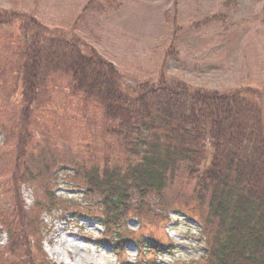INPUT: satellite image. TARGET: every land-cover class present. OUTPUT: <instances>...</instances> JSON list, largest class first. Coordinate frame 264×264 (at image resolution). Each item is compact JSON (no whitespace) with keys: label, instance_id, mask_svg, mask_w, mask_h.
Segmentation results:
<instances>
[{"label":"trees","instance_id":"obj_1","mask_svg":"<svg viewBox=\"0 0 264 264\" xmlns=\"http://www.w3.org/2000/svg\"><path fill=\"white\" fill-rule=\"evenodd\" d=\"M95 2L83 12L100 11ZM223 19L213 15L195 27ZM177 56L173 47L166 51V58ZM51 78L54 88L100 116L96 123L86 117L93 127L86 152L66 147L61 153L36 130L38 115L51 109L45 103ZM0 129V165L9 158L11 171L0 182V198L12 193L15 200L9 213L0 208L9 237L1 262L20 249L17 264H49L39 241L31 242L41 231L39 217L25 215L21 189L34 187L35 206L51 212L57 204L52 173L71 171V183L99 209L119 248L125 220L167 221L178 212L201 225L205 264H264V88L205 91L164 75L133 87L72 32L0 10ZM152 248L162 252L164 245Z\"/></svg>","mask_w":264,"mask_h":264},{"label":"rangeland","instance_id":"obj_2","mask_svg":"<svg viewBox=\"0 0 264 264\" xmlns=\"http://www.w3.org/2000/svg\"><path fill=\"white\" fill-rule=\"evenodd\" d=\"M90 1L0 0V10L26 12L51 29L72 32L115 64L133 87L164 75L205 91L264 88V0H235L228 8L227 0H98L94 5L100 4V11L83 12ZM213 15L224 19L195 27ZM170 47L177 57L166 58ZM47 89L51 97L45 103L51 109L38 115V134H47L61 153L66 147L86 152L93 129L86 117L96 123L100 116L54 88L52 78ZM8 162L1 161L0 182L10 178ZM52 174L57 204L51 212L35 206L39 195L34 187L21 189L25 215L39 217L41 231L31 242L39 241L49 264H205V237L190 216L170 212L167 221L130 217L122 223L125 242L119 248L102 226L99 209L71 183L72 172ZM14 207L12 193L0 198L2 214ZM158 241L164 245L162 252L153 251ZM8 243L0 218V251ZM13 253L0 264H17L20 249Z\"/></svg>","mask_w":264,"mask_h":264}]
</instances>
